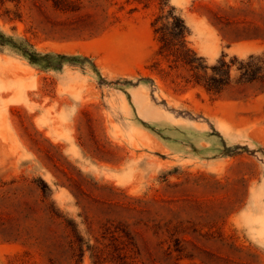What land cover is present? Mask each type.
<instances>
[{
	"label": "rangeland",
	"instance_id": "rangeland-1",
	"mask_svg": "<svg viewBox=\"0 0 264 264\" xmlns=\"http://www.w3.org/2000/svg\"><path fill=\"white\" fill-rule=\"evenodd\" d=\"M171 15L197 77L264 51V0H0L49 55L0 47V264H264V59L211 94Z\"/></svg>",
	"mask_w": 264,
	"mask_h": 264
},
{
	"label": "trees",
	"instance_id": "trees-1",
	"mask_svg": "<svg viewBox=\"0 0 264 264\" xmlns=\"http://www.w3.org/2000/svg\"><path fill=\"white\" fill-rule=\"evenodd\" d=\"M15 2L16 4L19 0H1V2ZM173 18V22L170 28L172 31L168 33L165 30V24H160L159 26L156 25L158 21V17H155L153 21L154 32L159 35V54L162 51H168L169 55L173 57L172 61L174 62H182L183 64L189 65L190 70L193 71L191 74V79L189 80L193 84L202 86L207 92L219 95L225 87L228 85L231 74L230 69L234 64V61L237 62L236 69L239 72L241 78L245 79L246 82H251L256 79V76H259V72L257 70H262L263 66L258 65L255 61H260L262 58L264 59V51L259 54H250L246 59L234 60L226 62L223 58L220 59L216 64L210 66L211 72L207 71L208 66H203V73L200 77H197L194 70L197 68L195 65L196 60L198 57L196 53L187 46V41L185 40V36L188 32V29L183 22V20L176 15H171ZM14 19V18H12ZM169 37L175 38L180 37L182 41V47H184V53H180V51L174 46L175 43H171ZM24 43H16L11 36L5 35L3 32L0 31V47L4 46L5 44L11 45L18 51L21 55L25 56L29 62L37 63L41 59H47L49 57L48 54H42L36 51L33 46L27 41L23 40ZM59 58H67L65 55H56ZM201 58V57H200ZM49 62V61H47ZM263 76L262 81L264 82V73L261 74Z\"/></svg>",
	"mask_w": 264,
	"mask_h": 264
},
{
	"label": "bare ground",
	"instance_id": "bare-ground-1",
	"mask_svg": "<svg viewBox=\"0 0 264 264\" xmlns=\"http://www.w3.org/2000/svg\"><path fill=\"white\" fill-rule=\"evenodd\" d=\"M213 55V54H212Z\"/></svg>",
	"mask_w": 264,
	"mask_h": 264
}]
</instances>
